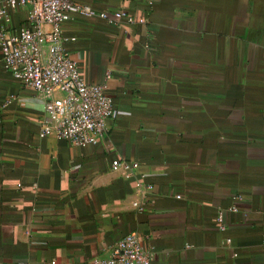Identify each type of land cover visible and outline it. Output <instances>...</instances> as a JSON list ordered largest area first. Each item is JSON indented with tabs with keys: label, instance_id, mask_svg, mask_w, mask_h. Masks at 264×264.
<instances>
[{
	"label": "crops",
	"instance_id": "crops-1",
	"mask_svg": "<svg viewBox=\"0 0 264 264\" xmlns=\"http://www.w3.org/2000/svg\"><path fill=\"white\" fill-rule=\"evenodd\" d=\"M71 1L144 22L60 28L112 102L90 146L39 136L44 96L0 50V264L104 262L130 233L150 264H264V0Z\"/></svg>",
	"mask_w": 264,
	"mask_h": 264
},
{
	"label": "built area",
	"instance_id": "built-area-1",
	"mask_svg": "<svg viewBox=\"0 0 264 264\" xmlns=\"http://www.w3.org/2000/svg\"><path fill=\"white\" fill-rule=\"evenodd\" d=\"M21 10L26 11L27 26L10 34L12 15ZM76 16L96 18L112 26L122 21L144 22L124 10L99 12L71 0H0V50L3 70L22 86L44 96L39 136L90 146L105 134L113 108L105 85L84 82L76 63L61 46L60 28ZM120 167L127 172L131 169L128 164L112 162L113 170ZM231 211H236L235 207ZM216 223L220 231L225 230L221 212ZM151 259L137 234L130 233L111 247L108 260H95L93 264H150Z\"/></svg>",
	"mask_w": 264,
	"mask_h": 264
}]
</instances>
